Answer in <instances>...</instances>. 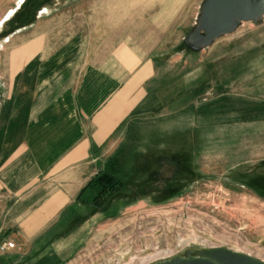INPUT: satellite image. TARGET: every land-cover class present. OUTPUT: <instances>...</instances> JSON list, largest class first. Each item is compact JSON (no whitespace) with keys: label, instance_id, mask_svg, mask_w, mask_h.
Here are the masks:
<instances>
[{"label":"rangeland","instance_id":"rangeland-1","mask_svg":"<svg viewBox=\"0 0 264 264\" xmlns=\"http://www.w3.org/2000/svg\"><path fill=\"white\" fill-rule=\"evenodd\" d=\"M205 2L0 0V25L30 28L32 50L56 53L59 82H81L74 69L88 62L137 85L124 142L152 160L126 171L123 193L175 174L166 193L76 211L64 230L85 233L61 264H264V16L198 45Z\"/></svg>","mask_w":264,"mask_h":264},{"label":"crops","instance_id":"crops-1","mask_svg":"<svg viewBox=\"0 0 264 264\" xmlns=\"http://www.w3.org/2000/svg\"><path fill=\"white\" fill-rule=\"evenodd\" d=\"M9 23L0 25V42L12 46L0 49V244L15 248L0 264H61L85 233L64 230L84 211L80 191L134 127L137 85L88 62L74 69L81 82H59L56 53L32 50L30 28L14 33Z\"/></svg>","mask_w":264,"mask_h":264},{"label":"trees","instance_id":"trees-1","mask_svg":"<svg viewBox=\"0 0 264 264\" xmlns=\"http://www.w3.org/2000/svg\"><path fill=\"white\" fill-rule=\"evenodd\" d=\"M133 128V126L130 127V131H132ZM146 156V154L138 151L137 143L123 142L114 156L108 160L106 171L97 173L88 182L80 191L76 202L81 206L91 207L95 211L101 213L106 212L111 204L118 200L134 198L141 194L168 192L170 186L166 184V182H169L175 174L171 178L165 180V184L162 186L165 187V189L160 190L157 187L153 190L146 187L139 190H130V193H123V189L132 177L129 176L126 171L132 170L134 167H136V171L139 169L146 170L149 165V160H152ZM179 170H181L180 165L176 173H178ZM160 173L161 176L162 172Z\"/></svg>","mask_w":264,"mask_h":264},{"label":"water","instance_id":"water-1","mask_svg":"<svg viewBox=\"0 0 264 264\" xmlns=\"http://www.w3.org/2000/svg\"><path fill=\"white\" fill-rule=\"evenodd\" d=\"M264 16V0H206L200 26L205 35H196V44H210L218 37L234 30L239 21L255 20ZM177 264H215L208 260H183ZM229 264H246L231 258Z\"/></svg>","mask_w":264,"mask_h":264},{"label":"built area","instance_id":"built-area-1","mask_svg":"<svg viewBox=\"0 0 264 264\" xmlns=\"http://www.w3.org/2000/svg\"><path fill=\"white\" fill-rule=\"evenodd\" d=\"M15 248L14 243L10 241H4L0 244V256L7 255L10 251Z\"/></svg>","mask_w":264,"mask_h":264}]
</instances>
